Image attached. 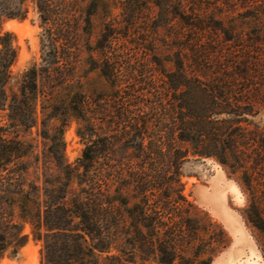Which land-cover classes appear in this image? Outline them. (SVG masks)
<instances>
[{"label": "trees", "instance_id": "1", "mask_svg": "<svg viewBox=\"0 0 264 264\" xmlns=\"http://www.w3.org/2000/svg\"><path fill=\"white\" fill-rule=\"evenodd\" d=\"M238 1L254 11L260 25V34H251L244 50H238L241 37L224 34L216 45L202 34L224 31L222 20L212 24L193 0H0V257L9 249L18 254L32 235L42 243L40 264H213L233 239L185 195L182 166L191 157L213 158L230 173H239L254 196L248 220L264 234V214L256 199L264 179V119H254L264 107V92L250 86L257 80L264 85V0ZM32 9L44 29L42 61L18 77L13 70L19 56L16 35L3 27L27 19ZM96 16L103 23L90 69H99L121 90L113 114L105 112L112 119L107 120L109 136L96 130L98 116L89 114L83 75L76 74L82 51H90ZM153 22L156 28H144L143 34L180 24L175 36L180 42L168 60L171 68L158 56L154 60L165 78L157 101L136 94V86L131 91L124 86L118 61L107 56L116 36L141 34V23ZM231 41L234 51L226 45ZM144 43L137 44L151 50ZM133 65L124 66L128 78L146 83ZM75 82L80 86L73 90ZM63 87L68 94L56 101ZM41 98L49 104L42 117ZM61 108L93 123L90 132L81 133L86 145L76 163L65 155L67 119ZM60 116L63 126L52 127L51 120ZM20 127H36L46 142L50 163L42 186L28 180L30 168H40V154ZM27 224L30 233L24 231Z\"/></svg>", "mask_w": 264, "mask_h": 264}, {"label": "rangeland", "instance_id": "2", "mask_svg": "<svg viewBox=\"0 0 264 264\" xmlns=\"http://www.w3.org/2000/svg\"><path fill=\"white\" fill-rule=\"evenodd\" d=\"M240 2L241 1L238 0H193V4L203 7L205 15L209 18L211 23V20H214L215 22L222 20L221 24L224 31L211 30L202 34H206L207 37L216 40L218 43L216 45L222 44L223 37L225 36L224 34H232L233 37H241L242 42L238 45V50L246 49V46H248V41L246 42V40H250L249 37L251 34H260V25L257 23L255 17H253V14H255L253 13L254 11L242 8ZM11 21L14 20H10L4 25L3 32L11 31L16 35L19 56L13 70L15 74L20 77V75L33 64L42 61L41 35L44 29L41 25L39 16L34 9L31 10L27 19L15 20L13 23L14 25L10 24ZM102 23L103 18L101 16H96L94 19V32L90 37V51H87L86 39H84L83 46H85L86 49L83 48L84 51H82V67L80 69L78 68V70L76 69V74L83 75L82 89L89 95V100L91 101L89 114L91 116H98V121L94 120L96 130L98 133L107 134V136H109L111 133V127H109L108 121L112 119H109V117L106 118L105 112L111 114L113 110H115L116 103L120 101L119 98H117V94H121V90H119V87L118 90H115V87H113L111 82L100 73L99 69H90V66H92L94 62L92 59L90 61V53L91 51H96V43L101 39V34H99V32ZM175 23V26L162 30L159 34H155L154 32L153 34L142 33L144 28H156V22L151 23V25L149 23H141L139 27L141 34H129L127 37H122L120 34L112 40V48H108L107 50L108 59L110 58L113 62L118 61L117 67L120 70L118 73L124 76V86H128L130 91L133 86H136L137 90L139 89L136 94H143L149 101L151 99V101H157L155 94H159L164 88L163 81L165 78L159 71L161 70V66L155 64L154 60H157L156 58L158 56V58L166 64L167 68L170 69L171 63L168 60L173 58V52L177 51L176 46L180 42L175 39L180 24H178V22ZM215 24L220 26L219 23ZM143 37L151 40V42L142 40ZM139 42H145L144 44H146L151 50L142 48V46L137 44ZM226 43L227 47H230L231 50L234 51L233 46L235 44L232 41ZM223 44H225V42H223ZM157 48L158 50H156L157 52L155 53L154 50ZM94 57L99 58L96 53L94 54ZM127 64H134L133 67L138 70L136 72L137 75L139 78H143L142 80H145L146 83L137 84L134 82V84L131 79L128 78V67H124L127 66ZM71 72H73V70H71ZM141 73H143V77L140 76ZM128 80L131 81L132 85L127 83ZM153 80H156V82L153 83ZM117 84H119V81ZM253 84L254 85H249L251 87L260 88L264 92V85L261 84L259 80L253 81ZM79 86L80 85L75 82L71 89H78ZM66 93L65 87L59 88L55 100L65 99ZM101 96L102 99H100V101L99 97ZM159 96H161V94H159ZM43 106H49V104H45L44 99L41 98L38 101V112L41 117L43 116V110H47L43 109ZM100 106H104V109L100 108ZM97 110H101L100 113L99 111L97 113ZM60 112L66 114L62 116H65V119H67L66 125L63 127L64 140L66 143L65 155L70 163H76V161L82 156L86 145V140L81 136V133L90 132V128H92L91 124L93 123L85 122L77 118L73 115L71 110L65 111V108H61ZM254 119L257 122L264 119V107L262 108V112ZM50 124L52 127L63 126V117L60 116L58 118H53ZM37 131L38 129L36 127L31 130H27L24 127L19 128V132L27 140H34V143L37 146V151L40 154V168L37 169L36 167H31L30 178L28 180L29 182L36 181L39 186H42L45 178V165L50 162H47L45 157L46 142L42 137L38 136ZM51 171L56 172V168L53 169L52 167ZM37 174H40V179H36ZM182 174V181L185 184V195L198 205V207L220 222L233 239L232 245L222 252L215 259L213 264H227V260L230 256L229 254L235 251L239 246L238 241L240 234L236 233L233 226L226 220L221 211H226L233 216V219L235 218L248 239L247 245L241 244L246 253L244 256L235 260L237 262L236 264H252L251 262H254L255 260H259V264H264V234L249 222L247 216V210L252 199H254V196H252L251 192L240 182L239 173H230L229 169L227 170L225 166L213 158H204L200 160L191 157L189 161L183 164ZM258 187L259 191L256 199L259 201L264 214V179L260 180ZM25 188L31 190V187L29 184L27 185V183ZM214 190L219 191L221 201L212 202L205 197V191L212 192ZM7 211L9 212V209ZM17 211L18 209L16 206V213ZM24 231L25 233H30L31 226L27 224ZM41 248L42 243L36 241L33 236L30 235L29 241L20 249L18 254L11 255V249L3 253L0 257V264H40ZM134 264L157 263L154 261L143 262L138 260Z\"/></svg>", "mask_w": 264, "mask_h": 264}, {"label": "bare ground", "instance_id": "3", "mask_svg": "<svg viewBox=\"0 0 264 264\" xmlns=\"http://www.w3.org/2000/svg\"><path fill=\"white\" fill-rule=\"evenodd\" d=\"M15 22L14 21H11L10 24L14 25L13 23ZM11 25V26H12ZM216 185V184H215ZM219 186V185H218ZM219 189V188H218ZM205 197L209 200H211L212 202H219L221 201V196H220V193L218 190H214L212 192H208V191H205ZM221 213L225 216L226 220L233 226V228L235 229L236 233H239L240 234V237H239V243H238V248L231 252V254H229V258L227 260V264H236L237 262L235 261L237 258L241 257V256H244V254L246 253L245 249L243 248L242 245H247L248 243V239L242 229L241 226H239V224L236 222L235 218L233 219V216L231 214H229L228 212L226 211H221ZM242 244V245H241ZM252 253H253V248H252ZM255 253V252H254ZM247 256V255H246ZM251 256V255H250ZM249 257V256H248ZM239 260V259H238ZM258 260V259H257ZM251 261V260H250ZM249 261V262H250ZM259 261V260H258ZM258 261H254V262H251L252 264H259ZM240 263V262H239Z\"/></svg>", "mask_w": 264, "mask_h": 264}]
</instances>
